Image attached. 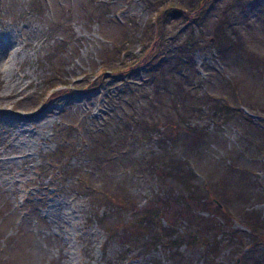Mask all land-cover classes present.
Wrapping results in <instances>:
<instances>
[{"label":"rangeland","instance_id":"rangeland-1","mask_svg":"<svg viewBox=\"0 0 264 264\" xmlns=\"http://www.w3.org/2000/svg\"><path fill=\"white\" fill-rule=\"evenodd\" d=\"M194 1L0 0V264H264V0Z\"/></svg>","mask_w":264,"mask_h":264},{"label":"trees","instance_id":"trees-1","mask_svg":"<svg viewBox=\"0 0 264 264\" xmlns=\"http://www.w3.org/2000/svg\"><path fill=\"white\" fill-rule=\"evenodd\" d=\"M189 3H191V2H189ZM208 3H210V0H197V1H194L193 3H191L189 5V8L184 10L185 15L187 16V19L190 18L191 16H193L194 14H198L206 5H208ZM178 10H179L178 6L170 4V7H166L165 9H161L158 12V15L160 17L161 15H165L166 13H171L172 11L176 12ZM157 17L158 16L154 17L153 23H154V28L156 30V37H158V38L153 42V45L149 48V52H145V53L141 54V56L135 60L134 65L127 64L126 66L119 68L117 71L114 70L115 75H122V77H123L125 74L130 73L132 70H134L136 65H140V66L146 65L147 63H149V61H150L149 58L153 55V53L157 52V51H154L156 49L155 44L158 43L159 38L161 36V30H160L161 25H160L159 21L157 20ZM220 27H221V25H217V28L215 29L216 34L214 36V38L216 40V44H217L216 45L217 51L220 52L221 54L227 53V55H230V52L233 50L232 47L236 46L235 42L233 41V39H231L229 37H222V35L220 33ZM189 45L190 46H188V48L191 49L193 46V43L189 44ZM183 46H185V44H182V47ZM120 51H122V50H120ZM177 55H179V53ZM180 56L182 57V55H180ZM181 57H179V59H180L179 62L175 64L176 66H178V65L182 66L183 60L181 59ZM153 69L154 68H151V71ZM224 106H225V111L227 112L229 110V107L227 105H224ZM61 151H63V149H60V147H58V153H60ZM187 169H188L189 173L194 177L195 175L192 173V170H190L189 168H187ZM189 173H188L189 176L187 175V177L185 178V182L190 181V179L192 178ZM190 189H188V190H190ZM146 213H147L146 217H144V219H142V218L141 219L144 220L148 224L151 223L153 221V219H155L156 216L159 215L158 209H153L152 211H149ZM141 219H139V220H141Z\"/></svg>","mask_w":264,"mask_h":264}]
</instances>
